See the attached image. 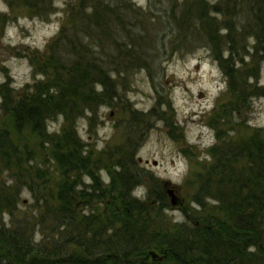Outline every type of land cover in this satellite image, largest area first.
<instances>
[{
    "label": "rangeland",
    "instance_id": "1",
    "mask_svg": "<svg viewBox=\"0 0 264 264\" xmlns=\"http://www.w3.org/2000/svg\"><path fill=\"white\" fill-rule=\"evenodd\" d=\"M99 1L113 0H0V131L6 129L18 155L8 162L0 156V191L15 193L16 219L35 222L45 203L38 209L34 198L39 196L49 204L56 192L61 175L50 158V142L61 135L65 122L60 114L48 119L42 138L28 130L17 133L3 107L6 101L9 104L32 94L36 86L51 79L41 68L50 53L49 45L63 26L76 28L80 15ZM125 1L131 8L128 12L121 8L119 22L106 28L101 37L109 35L102 40V49L109 58L117 57L113 64L121 69L127 63L130 73L112 77L119 98L98 104L96 111L84 109L72 125L82 152L94 159L95 179L106 194L99 202L93 201L100 192L87 191L91 180L80 177L75 210L81 218L86 217L87 206L101 213L110 199L120 195L122 186L117 185L116 192L109 191V185L111 175L120 171L118 163L127 165L126 152L142 175L138 185L130 184L131 198L150 208V218L161 232L179 235L181 229L193 230L203 219L222 215L216 191H199V180L215 163L214 148L253 135L264 138V97L253 95L244 107L234 106L231 81L221 68L226 66L233 77L246 69V75H255L248 84L263 88L264 55L254 57V41L249 35L240 38L247 28V15L244 3L238 0H231L230 9L225 8V1L221 9L226 17L216 14L219 9L214 8L223 0H186L182 6L181 0ZM185 11L190 17L185 19L189 31L184 26L179 30ZM203 11L208 22L197 25ZM228 24L235 42L232 58L225 55L223 29ZM200 31L209 38L215 33L213 50L194 40L192 33L196 36ZM95 88L101 92L100 85ZM128 142L132 145L124 152ZM171 189L182 202L180 208L170 205L167 191ZM2 218L9 224L8 215ZM43 233L49 230L44 228ZM31 234L37 242L42 238L35 226Z\"/></svg>",
    "mask_w": 264,
    "mask_h": 264
},
{
    "label": "trees",
    "instance_id": "2",
    "mask_svg": "<svg viewBox=\"0 0 264 264\" xmlns=\"http://www.w3.org/2000/svg\"><path fill=\"white\" fill-rule=\"evenodd\" d=\"M223 1L214 8L219 9L216 14L226 17L221 7L226 1L225 8L230 9L231 0ZM238 2L244 3L247 15V28L242 29L240 38L249 35L254 41V57L264 55V0ZM179 3L182 6L186 0ZM121 8L128 12L130 2L99 1L87 14L80 15L81 21L76 28L63 26L49 45L50 53L41 67L43 74L51 79L36 86L32 94L12 99L9 104L6 101L3 107L9 114L11 129L17 133L28 130L38 137H45L46 121L58 114L64 118L65 125L61 135L50 142V158L61 177L49 204L35 195L38 209H42L41 205L45 203L44 211L34 217L36 221L31 223L28 218H14L15 193L0 191V264H264V138L258 135L214 148L215 163L199 180V191H208V188L216 191L215 199L221 204L222 215L203 219L204 222L193 230L181 229V234L174 236L161 232L150 218V208L131 198L130 184L142 178L135 170L136 163L125 152L131 142L123 148L125 154L122 152L127 165L119 162L120 171L115 172V177L111 175L109 191L118 190L117 185H120V195L110 199L101 213L87 206V212H84L87 215L81 218L75 210V189L81 185H78L80 177L91 180L85 188L87 191L100 192L93 201L99 202L106 194L95 179L94 159L82 152V144L72 125L84 109L96 111L98 104L119 98L112 77L130 73L127 63L122 70L116 64L118 69L113 64L117 57L109 58L102 49V40L109 35L101 36L105 35L106 28L119 22L123 16L119 12ZM185 12H181V31L187 23L185 19L190 18ZM202 15L196 21L197 25L208 22L207 13L203 11ZM185 29L189 31V28ZM223 31L227 46L225 55L232 58L235 42L231 38V25L228 24ZM192 35L194 40L213 50V42L217 39L215 33L210 38L201 31ZM74 56L79 59L75 61ZM225 67L221 66L225 77L231 81L234 106L244 107L253 95L261 93L264 97V87L248 84L254 74L248 76L246 69L241 68L233 77V72ZM96 84L101 86V92H96ZM16 151L6 129H2L0 156L8 162L17 155ZM4 214L9 216V224L4 222ZM34 226L41 231L42 238L38 242L31 234ZM44 228L49 230L46 235ZM151 251L157 252L161 261L152 260Z\"/></svg>",
    "mask_w": 264,
    "mask_h": 264
},
{
    "label": "water",
    "instance_id": "3",
    "mask_svg": "<svg viewBox=\"0 0 264 264\" xmlns=\"http://www.w3.org/2000/svg\"><path fill=\"white\" fill-rule=\"evenodd\" d=\"M168 197L170 199V205L172 208H180L182 206V202L181 200L176 196L175 191L174 190H168L167 191ZM149 255L151 256V258L153 260L157 259L158 261H161V257H159L156 253L154 252H150Z\"/></svg>",
    "mask_w": 264,
    "mask_h": 264
},
{
    "label": "bare ground",
    "instance_id": "4",
    "mask_svg": "<svg viewBox=\"0 0 264 264\" xmlns=\"http://www.w3.org/2000/svg\"><path fill=\"white\" fill-rule=\"evenodd\" d=\"M151 252H154V251H151Z\"/></svg>",
    "mask_w": 264,
    "mask_h": 264
}]
</instances>
